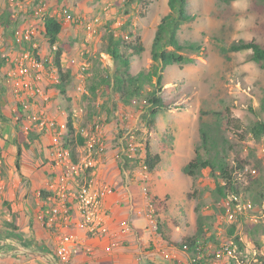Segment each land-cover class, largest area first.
I'll use <instances>...</instances> for the list:
<instances>
[{"label": "rangeland", "instance_id": "374dc122", "mask_svg": "<svg viewBox=\"0 0 264 264\" xmlns=\"http://www.w3.org/2000/svg\"><path fill=\"white\" fill-rule=\"evenodd\" d=\"M233 2L188 0L189 13L195 19L182 25L179 37L199 41L203 49L186 54L191 63L164 69L159 94L168 107L148 132L144 120L148 105L142 101L125 104L117 93L99 82L100 76L111 75L114 69L105 54L104 38L110 32L115 38L128 40L139 36L144 47L140 67L148 69L154 33L161 17L169 11L167 0H151L144 17L139 15L140 5L130 0H0V21L10 18L7 26L0 22V264H70L75 256H93L94 248L87 244L92 238L84 230L76 233L82 238V245L70 258L62 260L55 254L54 232L49 239L36 237V244H32L31 238L2 226V222L23 225L11 213L12 202L7 196L27 181L25 175L31 176L33 165L50 183L56 175H62L63 171L53 169L55 163L49 151L47 157L45 153L36 155L35 142L28 143V138L47 135L49 139H59L60 149L66 133L59 122L65 123L67 108L73 113L76 133L85 138L77 159L81 164L91 160L87 179H93V189L102 195L103 207L111 220L110 234L106 236L110 245L117 244L116 234L122 236V244L132 229L141 228L149 230L153 240L148 250L157 249L159 260L155 264H190V255L167 244L156 233L157 218L166 224L173 244L195 235L200 220L205 223L204 258L215 259L222 242L236 248L239 261L256 264L264 259V200L255 194L245 200L238 198L241 209L237 210L234 204H226L228 199L215 201V178L208 169L196 178L183 171L201 143V129L220 130L226 139L222 156L230 163L237 156L247 159L254 178L264 187V156L260 153L264 137L258 141L251 137L243 145L233 130L238 126L234 120H239L243 129L254 122H264V65L251 62L249 51L227 56L220 51L221 46L239 40H255L264 47V0H246L243 12L234 9ZM50 16L62 27L57 45L64 51L63 70L70 74L69 102L58 93L47 69L52 55L43 33V18ZM241 16L247 23L237 28ZM34 50L47 68L35 63ZM138 69V65L132 66L134 72ZM91 85L97 86L93 94ZM19 105L23 108L22 119ZM36 116L53 121L55 126L46 131L33 121ZM146 142L161 156L152 173L143 164ZM17 144L21 147L19 173L15 169ZM53 148L51 139L46 142V150ZM155 197L161 204L158 217L152 203ZM33 209L36 226L45 229L38 213L43 207L34 204ZM29 220L32 227L33 217ZM136 224L141 226L135 227ZM32 245H36V253ZM105 252L110 253L111 249L105 248ZM216 259L219 264H235L225 254Z\"/></svg>", "mask_w": 264, "mask_h": 264}, {"label": "trees", "instance_id": "16d2710c", "mask_svg": "<svg viewBox=\"0 0 264 264\" xmlns=\"http://www.w3.org/2000/svg\"><path fill=\"white\" fill-rule=\"evenodd\" d=\"M130 1H136L140 5L139 15L141 17L145 16L147 9L151 5V0ZM222 1L229 2L230 0ZM167 6L169 11L161 17L153 36L150 50L151 65L148 69L140 67L141 54L144 51V47L139 36L128 40L124 37L115 38L112 32H110L104 38L105 54L112 60L114 69L111 75L100 76L99 82L105 88H111L117 93L121 101L125 104L142 101L148 105L146 116H144L148 132L155 128L157 116L168 107L166 106L165 99L159 94L164 69L167 66H182L191 63L192 59L188 58L186 54L200 53L203 49L199 41L181 40L179 37V31L182 25L190 23L195 19V16L189 13L188 0H167ZM9 19L6 16L5 18H1L0 22L2 25L7 26L10 24ZM61 29L60 22L54 17L43 18L44 37L50 54L52 55V66L56 69V75L58 77V82L53 84L58 93L69 102L67 86L70 74L63 70L62 55L64 51L57 45L60 39ZM220 51L225 56L229 53L249 51L251 62L260 66L264 65V47L255 40H239L229 46H221ZM32 55L34 56L35 63L42 64L45 68L48 67V65L45 66L40 58L35 55V50L34 53L32 51ZM133 65H138V71L134 72L132 70ZM96 89L97 86L91 85L89 87L90 93L92 94ZM18 108H20L18 113L22 119L24 116L23 108L20 105ZM234 122L238 125L237 128L233 127L234 135L243 145L251 137L255 141L264 137V122H254L245 129H243L244 125L239 120H234ZM64 127L66 135L62 138L61 148L68 151L72 161L77 163V151L79 147L84 145L85 138L76 133L73 113L69 108L66 109ZM34 137L30 136L28 143L31 144L37 139ZM225 142L226 139L220 134V130L213 132L211 130L209 131L208 128L201 129V143L195 151L194 158L185 165L183 169L184 173L196 178L201 175L203 170L208 169L215 178V189L212 195L215 201L223 198L230 200L231 204L237 205L238 198L245 200L254 194L264 200V187H262L259 180L254 178L251 171L252 166L249 161L241 156H237L230 163L224 155L222 156V148ZM16 147L17 158L15 161V169L19 173L21 147L18 144ZM25 147H27L26 144ZM144 157L143 164L145 168L150 173L154 172L161 162V156L154 152L150 142H146L145 144ZM89 172H91V168H87L83 175L88 178ZM49 195L50 193L40 192V197L43 201ZM158 201L156 197L152 201L154 213L157 217L161 214V204ZM206 219L209 221L211 218ZM203 223L200 220L198 221L195 235L183 237L178 243L173 244L167 234L169 230L166 224L158 217L156 233L169 245H174L184 254L190 255V264H204L203 260H197V256L204 257L205 251V232L203 229L205 223ZM2 226L13 231L16 230L8 222H2ZM192 260H194L193 263ZM256 264H264V259L257 261Z\"/></svg>", "mask_w": 264, "mask_h": 264}, {"label": "built area", "instance_id": "2783aa9c", "mask_svg": "<svg viewBox=\"0 0 264 264\" xmlns=\"http://www.w3.org/2000/svg\"><path fill=\"white\" fill-rule=\"evenodd\" d=\"M76 22L79 25L82 24L79 18L76 19ZM26 39H29V36H26ZM38 66L44 68L42 64H38ZM47 69L52 73L53 83H57L56 69L52 64ZM80 89L78 87V90ZM36 93L41 95L38 90H36ZM24 108L27 109V106L24 105ZM32 119L39 123L41 128H45L46 131L52 130L55 126L54 122L48 119L37 116ZM260 153L264 156V146L260 148ZM58 161L59 163L57 165L54 164L53 169L63 171V173L60 177L56 175L52 178L51 193L43 201V209L40 211L39 218L42 220V225L46 230L57 234L55 254L63 260L70 258L77 251V247L82 245V238L78 234L69 231L73 225H78L92 239H99L110 234L109 221L111 220L103 207L102 195L93 189V179H87L83 175L87 168L92 166L91 160L84 164L79 161L74 163L68 151L62 149ZM252 173L254 174L255 172L252 171ZM63 180L67 183H61ZM226 204L229 206L230 201ZM235 206L237 210L241 209L239 204ZM150 223L154 224V220H151ZM121 232L124 233V231ZM220 254H225L235 259V264H248L244 261H239V258L235 257V247L233 248L231 245L223 244L222 242L216 252L215 259L197 256V260H203L204 264H219L216 258ZM193 262L194 260H192Z\"/></svg>", "mask_w": 264, "mask_h": 264}, {"label": "crops", "instance_id": "0c3cea01", "mask_svg": "<svg viewBox=\"0 0 264 264\" xmlns=\"http://www.w3.org/2000/svg\"><path fill=\"white\" fill-rule=\"evenodd\" d=\"M45 113L48 114V111ZM50 113L53 115L54 111L52 110ZM56 117H58V115H56ZM59 123L60 127L63 128L64 123ZM51 139L55 144V148L46 150V142L50 141ZM51 139H49L47 135L44 137H38L34 141V147H36V155L39 153H45V157H47L46 151H49L51 160L57 165L59 163L58 158L61 155L62 148H58L59 139ZM35 164L36 166L39 165V161L37 159ZM29 174L31 175L30 177L24 174L25 178H27V181L24 184H21L20 189H15L14 191L11 190L7 196L8 200L12 202L10 205L11 213H14L15 216H18L19 221L23 222V225L21 227L14 226L16 228L15 231L8 228L5 229L11 232H20L26 239L29 240L31 238L33 241L32 244H36V237L49 239V237L52 235V232L43 228L39 229V224L36 226V209L38 210L39 207L33 209V206L34 204H36V206L43 205V199L40 197V192L43 191L51 193L50 188L53 183L48 182L49 180H46L43 173L35 168L34 165L32 166ZM12 200H20V203L16 204L14 203L15 201ZM38 213L40 214V212ZM31 217H33L32 227H30L29 223V219ZM7 219L9 220V218ZM136 225L138 226L135 227L141 226L140 224ZM44 230H46V232ZM81 230L83 231V229L78 225H73L69 231L79 233ZM116 237L118 239H116L117 244L115 246L110 245V241L106 236L99 238L100 240H88L87 244L94 248V252L92 253L93 256L85 258L87 260L83 259L82 257L75 256L71 260L70 264H155L158 262L159 256L156 252L157 249L155 251L148 250V244L150 241H153L149 236V230H144L141 228L132 229L129 234L125 236V239L121 241L122 244L119 243V239H121L122 236L116 234ZM19 246L22 247L21 244H19ZM30 247L33 248L35 250L34 252L36 253V245H32ZM105 248L111 249V252H105Z\"/></svg>", "mask_w": 264, "mask_h": 264}, {"label": "clouds", "instance_id": "9594fccd", "mask_svg": "<svg viewBox=\"0 0 264 264\" xmlns=\"http://www.w3.org/2000/svg\"><path fill=\"white\" fill-rule=\"evenodd\" d=\"M232 7L238 11L243 12L247 8L246 0H234ZM247 21L243 16L237 20V28L243 27Z\"/></svg>", "mask_w": 264, "mask_h": 264}]
</instances>
